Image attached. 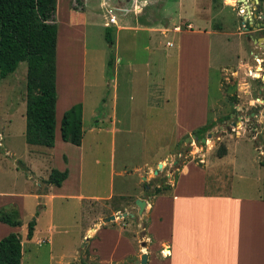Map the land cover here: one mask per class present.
<instances>
[{
    "label": "rangeland",
    "instance_id": "1",
    "mask_svg": "<svg viewBox=\"0 0 264 264\" xmlns=\"http://www.w3.org/2000/svg\"><path fill=\"white\" fill-rule=\"evenodd\" d=\"M163 1L166 16H172L173 3ZM239 1H198L201 18L206 22L205 29L210 32L209 59L208 65L205 64L207 58L200 45L202 42L197 41V74L191 100L194 91L196 98L200 95L203 85V93H206L207 104L211 107L209 120L214 123L201 136L205 138L201 142L198 138L185 141L197 127L187 136L174 140L178 129L173 111L176 66L173 57L175 45H170L175 40L172 33L174 27L180 26L178 22L168 24L169 29L165 30L163 37H159L157 48L153 47L154 39L149 37V33L131 31L119 35L121 59L116 65L113 60L112 67L108 68L109 56L114 59V46L104 39L101 12L97 10L90 14L86 8L80 20H74L69 25L63 3L57 0L56 6L55 0L54 20L59 41L58 57L55 59L58 67L56 87L61 99L76 100L75 103L81 104V146L68 142L60 145L58 141L50 151L51 169L69 171L64 188H71V193L101 198L107 195L109 189L114 194L120 187L130 190L133 180L128 175L134 174L131 171L143 162L150 163L152 167L140 172L141 186L160 182L170 184L184 161L192 159L198 162L199 154L205 152L215 156L217 146H225V143L230 152L234 150L238 155L245 146V140H250L254 147L259 148L257 152H252L258 162L264 161V46L248 38L249 35L263 37V3L262 0H257V3L246 0L245 4ZM68 2L72 8L79 7L75 0ZM163 3L159 0L148 2L158 8ZM135 11L139 9L132 12ZM165 19L168 20L167 17ZM109 31L113 41L114 34ZM165 41L171 44H165ZM125 48L133 52L124 54ZM132 54L134 61L124 58ZM155 59L158 65H155ZM129 63L133 65L134 72L127 70ZM190 64H193L192 57ZM25 72V62H19L15 70L0 82V187L3 185L9 191H20L22 185L28 187V183L32 184L34 180L43 186L44 179L36 177L43 176L49 164L37 156L36 151H30L33 146L27 145L23 138ZM161 95L164 96V105H161ZM209 132L210 136H207ZM235 138L236 143H231ZM249 150H252L251 145ZM165 152L168 155L162 157ZM157 156L161 158L162 167L153 174ZM242 163L243 169L235 170L224 180H229L231 184L254 179L256 183L257 166L252 167L243 158ZM28 164L30 169L25 168ZM222 167L224 169L225 166ZM44 200L47 203L37 225L41 231L36 235L44 240L41 243H24L28 251L26 260L23 258L20 264H69L76 251H80L81 261L88 259L84 257L88 241L81 240L80 231L90 219L89 209L98 210L104 200L91 205L83 201L86 207L82 213L77 208V199ZM50 204L54 218L52 226L48 218ZM27 212L24 209L21 216L24 223L34 219ZM106 216L105 212L102 218ZM23 246L22 250H25Z\"/></svg>",
    "mask_w": 264,
    "mask_h": 264
},
{
    "label": "crops",
    "instance_id": "2",
    "mask_svg": "<svg viewBox=\"0 0 264 264\" xmlns=\"http://www.w3.org/2000/svg\"><path fill=\"white\" fill-rule=\"evenodd\" d=\"M59 1L63 3L69 25H72L74 20H80L79 17L86 8L90 14L97 10L101 12L100 25L103 28H109L114 34L112 44L115 65L122 55L118 52L119 35L128 34L131 31H143L149 33V37L154 39L152 44L153 47H156L159 37H163L165 30L169 29L168 24L172 25L178 22L180 26H175V30L172 31L175 37L174 43L171 44L169 41L168 44H171V47L175 45L173 57L176 66V92L173 111L174 122L178 129L175 132L174 140L178 141L187 136L194 128L210 121L211 107L207 104L203 85L200 87V95L196 98L194 91L193 100H191V90L196 83L197 74L195 57L197 41L202 42L200 45L207 58L205 64L209 59L210 32L205 29L206 22L201 18L199 0H165L168 1V4L173 3L174 9L170 11L173 13L172 16H166L167 9L163 0H159L163 3L159 8L154 4H151L152 6L148 4V2L158 0H80L79 7L76 9L68 6V0ZM262 3L264 13V0ZM134 9H139V11L132 12ZM107 10L112 11L115 19L113 23L105 26ZM149 14L152 15L151 18ZM81 20L83 21L84 18ZM58 42L56 38L55 59L58 57ZM166 42L168 41H165V44ZM129 44L127 43V46L131 47ZM132 52L125 48L124 54L129 55ZM133 56L134 54L124 58L130 62L134 61ZM191 57L193 64H190ZM155 62V65H158L156 59ZM127 70L134 72L131 63L128 64ZM57 71L56 62L53 145L45 147L26 143L33 146L30 151H36L37 156L43 158L45 162H49L44 170V175L36 177L41 179H46L51 169L52 154L50 151L58 141H60V145L65 143L61 140L59 133L60 117L63 111L76 102V100L70 101L59 97L56 87ZM201 72L205 74V71ZM161 96V105H164V96ZM154 136L157 137V135ZM236 139L230 142L236 143ZM248 141L250 140H245V146L242 147L243 150L240 149L238 155L234 150L230 152L228 144L225 143V153L222 156H209L205 152L199 154L198 162L192 159L184 161L177 168L175 177L170 184L160 182L153 185L145 184L147 188L145 185L141 186L140 178H138L140 172L145 168L150 170L152 167L150 163L143 162L131 171L134 174L128 175L133 180L130 190L120 187L124 189L120 190L119 188L116 191L117 194H114L112 189H109L103 198L97 195L71 193V188H64L69 177L68 170L59 186L47 183L40 186V183L34 180L32 184L28 183V187L22 185L20 191H9L2 185L0 187V208L14 206L18 212L20 225L10 226L0 222V238L9 232H16L20 236L21 248L24 243L28 244L32 241L41 243L44 239L36 237L37 232L41 231L37 225L40 213L45 210L47 202L44 199L46 198L77 199L76 205L80 213L86 207L85 204H82L83 201H88L91 205L92 202L104 200L103 206L98 210L89 209L87 213L90 219L84 223L80 231L81 240L88 241L85 246L86 252H84L86 255L84 257H88V259L81 261L80 251H76L71 257V262L76 264H139V256L144 252L147 255L146 264H264L262 167L258 158L252 154L253 150L257 152L259 148L254 147L252 142ZM249 145H251V151ZM75 146L80 147L81 141L79 145ZM165 155L168 154L165 152L162 157ZM242 158L252 167L257 166L256 183L254 179L251 182L231 184L229 180H224L225 177H230V173L244 168ZM160 159L157 156L154 163L160 162ZM222 166H225L224 169ZM25 168L30 169V164L25 165ZM58 170L63 171L64 169L59 168ZM163 184L167 187L154 194L155 188ZM135 199L144 202L140 212L134 204ZM24 209L28 211V215L34 216V227L30 239H25V237L21 239L26 230V223L21 219ZM105 212L108 215H114V219L108 223L103 222L105 217L102 218V215ZM122 213L127 215L117 217V214ZM48 218L49 224L52 226L54 218L51 204L48 207ZM45 241L47 242L48 238ZM23 247L26 249L22 250V262L23 258L26 260L28 251L27 246Z\"/></svg>",
    "mask_w": 264,
    "mask_h": 264
},
{
    "label": "trees",
    "instance_id": "3",
    "mask_svg": "<svg viewBox=\"0 0 264 264\" xmlns=\"http://www.w3.org/2000/svg\"><path fill=\"white\" fill-rule=\"evenodd\" d=\"M80 2V0H75ZM55 0H0V82L12 73L19 62H25V101L23 137L27 144L51 147L54 142L55 45L56 23ZM247 23V22H246ZM104 39L112 44L108 28ZM113 56L107 67L111 68ZM214 125L209 121L193 130L199 139ZM60 138L64 142L79 145L82 137L81 104L70 105L63 111L59 121ZM225 153V146L218 145L216 156ZM262 167L261 198L264 200V161ZM67 171L50 169L47 184L59 186ZM167 185L155 188L154 194ZM0 222L10 226L20 225L14 206L0 208ZM34 219L26 222L25 239L32 237ZM22 248L20 236L9 232L0 238V264H20ZM76 264V263H72Z\"/></svg>",
    "mask_w": 264,
    "mask_h": 264
},
{
    "label": "water",
    "instance_id": "4",
    "mask_svg": "<svg viewBox=\"0 0 264 264\" xmlns=\"http://www.w3.org/2000/svg\"><path fill=\"white\" fill-rule=\"evenodd\" d=\"M239 2H242L243 4H245L246 3V0H240ZM255 2L257 3V0H255ZM262 24L263 23H261V25ZM259 41H261V43ZM263 41H264V38L263 37H258L256 39L252 38V42L257 43L258 45H261V46H264ZM207 136H210V132L207 134ZM191 139L196 140L197 137L194 134H190L189 136H187V138H186L185 141L191 140ZM199 140L201 142H204L205 141V138L200 137ZM167 160L170 161V158L167 157ZM161 167H162L161 166V163L158 162L156 169L153 170V174H155L157 172V170L160 169ZM142 178H145V177H142ZM145 187L147 188V186H145ZM134 204L137 206L138 211L140 212L141 209H142V207H143V205H144V202H143V200L135 199L134 200ZM125 215H127V214L126 213L117 214V217H124ZM113 219H114V215H108L107 217H105L103 219V222H109V221H112ZM146 261H147V255L144 252H142L140 254V256H139V264H146Z\"/></svg>",
    "mask_w": 264,
    "mask_h": 264
},
{
    "label": "built area",
    "instance_id": "5",
    "mask_svg": "<svg viewBox=\"0 0 264 264\" xmlns=\"http://www.w3.org/2000/svg\"><path fill=\"white\" fill-rule=\"evenodd\" d=\"M114 19H115V16H114V14H112V11L107 10V18H106L104 25L107 26L108 24L113 23ZM166 43L169 44V42H166Z\"/></svg>",
    "mask_w": 264,
    "mask_h": 264
},
{
    "label": "flooded vegetation",
    "instance_id": "6",
    "mask_svg": "<svg viewBox=\"0 0 264 264\" xmlns=\"http://www.w3.org/2000/svg\"><path fill=\"white\" fill-rule=\"evenodd\" d=\"M258 26H260V25H258ZM251 41H252V36L251 35H249V37H248ZM256 38H258V37H256ZM256 38H254V39H256ZM263 38H264V34H263Z\"/></svg>",
    "mask_w": 264,
    "mask_h": 264
}]
</instances>
